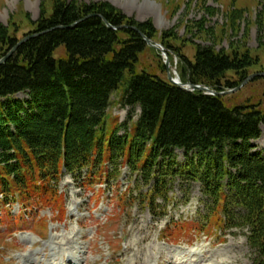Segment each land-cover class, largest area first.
Instances as JSON below:
<instances>
[{"label":"trees","instance_id":"1","mask_svg":"<svg viewBox=\"0 0 264 264\" xmlns=\"http://www.w3.org/2000/svg\"><path fill=\"white\" fill-rule=\"evenodd\" d=\"M103 18L114 28L128 27L114 30ZM132 27L150 39L157 32L152 22L136 23L110 3L54 0L52 14L42 15L33 32L43 34L0 65V193L26 204H56L54 186L63 171L78 177L107 163L140 172L154 183L153 197H166V176L198 180L207 197L205 218L215 214L219 228L247 229L256 261L263 262L264 151H254V141L262 135L264 111L254 105L229 109L221 96L188 92L139 72L147 45ZM18 42L0 23V59ZM61 46L66 54L56 59ZM178 56L183 83L214 91L224 90L229 71L245 80L244 71L259 60L248 51L229 55L200 45L194 61ZM226 86L235 83L226 80ZM117 92L131 112L125 122L108 125ZM136 109L141 113L132 122ZM177 149L185 152L184 165H178Z\"/></svg>","mask_w":264,"mask_h":264},{"label":"rangeland","instance_id":"2","mask_svg":"<svg viewBox=\"0 0 264 264\" xmlns=\"http://www.w3.org/2000/svg\"><path fill=\"white\" fill-rule=\"evenodd\" d=\"M74 1L87 5L110 3L136 23L152 22L157 31L153 40L167 50L171 73H176L174 77L180 75L178 54L194 61L199 45L211 46L216 52L229 55L236 52L242 55L248 51L253 59L259 60L244 71L245 75L249 77L264 72V0ZM53 4L54 0H0V23L8 26L14 39L21 41L35 32L37 21L42 15L49 17L52 14ZM163 32H168L169 37L163 38ZM65 54V47L61 46L54 52V57L59 59ZM137 70H146L168 80L162 52L149 45L139 55ZM225 77L222 92L226 94L222 98L227 108L254 105L264 111V78L245 82L246 80H241V74L238 75L235 71H229ZM226 80L235 83V87H227ZM232 90L235 91L231 92ZM18 97L25 98V95L20 94ZM118 101L119 92L114 94L107 111L112 117L111 121L108 118V125L113 123V119L118 125L123 123L131 112L130 108L121 106ZM136 115H139V109H136ZM125 131L122 129L120 133L124 134ZM254 145V151H264V126L260 139ZM176 155L178 165H184V152L177 150ZM132 172L124 167L120 176L106 183L100 174L93 180H86L85 184L70 175L64 176L59 184L60 192L55 198H60L62 204V199L66 198L67 218L50 222L56 216L58 211L55 210L60 204L57 207L50 206L54 209L40 210L39 216L45 217L49 222V229H52V234L46 241L30 234H18L15 244L8 242L9 232L1 234L0 248L4 247V250H0V263L34 264L40 256L38 252L41 253L47 246L57 250L63 248L72 260L74 255L81 252V264H175L176 260L183 261L188 257L184 251L190 246L182 243L177 236L186 230L184 234L199 236L190 250H203L201 254H193L190 262L264 264V261H256L258 256L248 243V232L241 229L221 232L215 226L219 218L215 214L208 218L210 225L205 226V232L212 237L207 240L206 235L194 231L193 226L197 227L196 223L207 211L205 197L195 182L175 177L171 183L173 187L167 193V204H163L161 198H158L155 204L148 207L145 200L151 185H146L141 176L136 181ZM185 199H188L186 203ZM12 210L15 214L18 213L17 207ZM180 219L182 222L175 225L173 221ZM167 226L170 227L167 234L173 240L180 241L179 245H168L159 238V233ZM178 226L184 230L179 231ZM45 232L43 226L33 229V233L38 236L45 235ZM221 233L225 235L217 238ZM21 241L27 243L20 244Z\"/></svg>","mask_w":264,"mask_h":264},{"label":"water","instance_id":"3","mask_svg":"<svg viewBox=\"0 0 264 264\" xmlns=\"http://www.w3.org/2000/svg\"><path fill=\"white\" fill-rule=\"evenodd\" d=\"M90 16H96V15L92 14ZM103 21H104V23L106 24L107 27L114 28V27H112V25L110 23H108V21L105 18H103ZM78 22H80V21H78ZM78 22H76L74 25H76ZM127 27L128 26H121V27H115L114 29L118 30V29L127 28ZM59 28H64V27H59ZM132 29L135 30L136 32H138L141 35V37L145 40L147 45H149V46H151V47H153L155 49H160L161 50L162 56L164 58L165 65H166V68H167L168 80L170 81V83L176 84L177 86H179V87H181L184 90L189 91V92H193L195 90H198V91H201V92H203L205 94L212 93L213 95H217V96H220V95L222 96V95L226 94L224 92H214V91L210 90L208 87H206L204 85H197V84H192V83H181L178 78L175 79L172 76V74H171V70L170 69L172 68V66L170 65V59L168 57V53H167L166 49L161 44H159L157 42H154L152 39L146 37L137 27H132ZM41 34H43V32L33 33V34H30V35L26 36L21 41H19L17 43V45L6 56H4L2 59H0V65L3 64L4 62H6L8 60V58H10L12 56V54L18 49V47L20 45H22L27 40H29L31 38H34V37H37V36H39ZM259 77H264V72L257 73L255 75L249 76L245 82L250 81V80H252L254 78H259Z\"/></svg>","mask_w":264,"mask_h":264},{"label":"bare ground","instance_id":"4","mask_svg":"<svg viewBox=\"0 0 264 264\" xmlns=\"http://www.w3.org/2000/svg\"><path fill=\"white\" fill-rule=\"evenodd\" d=\"M193 254L197 255V253H193ZM193 254H192V255H189V258H190V259L194 256ZM193 262H194V261H193ZM193 262H192V263H193ZM175 264H178V263L175 262Z\"/></svg>","mask_w":264,"mask_h":264}]
</instances>
